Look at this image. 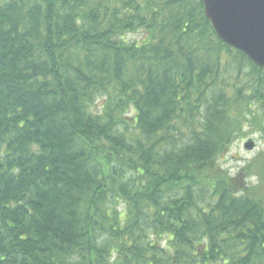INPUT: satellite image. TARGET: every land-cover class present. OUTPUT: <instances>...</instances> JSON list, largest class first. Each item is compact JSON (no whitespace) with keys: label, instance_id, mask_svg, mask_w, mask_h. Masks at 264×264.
<instances>
[{"label":"trees","instance_id":"trees-1","mask_svg":"<svg viewBox=\"0 0 264 264\" xmlns=\"http://www.w3.org/2000/svg\"><path fill=\"white\" fill-rule=\"evenodd\" d=\"M247 125L264 69L203 0H0V264H264Z\"/></svg>","mask_w":264,"mask_h":264},{"label":"water","instance_id":"water-1","mask_svg":"<svg viewBox=\"0 0 264 264\" xmlns=\"http://www.w3.org/2000/svg\"><path fill=\"white\" fill-rule=\"evenodd\" d=\"M203 10L224 45L264 69V0H203ZM244 148L252 150L253 144Z\"/></svg>","mask_w":264,"mask_h":264},{"label":"rangeland","instance_id":"rangeland-1","mask_svg":"<svg viewBox=\"0 0 264 264\" xmlns=\"http://www.w3.org/2000/svg\"><path fill=\"white\" fill-rule=\"evenodd\" d=\"M143 34H134V35H128V40H135L138 43L143 39ZM245 132L248 133V136L245 137L243 140L239 141L236 140L227 157L226 160L223 163V168L227 170L230 174H236L241 168H244L247 164H250L254 159L258 158V156H264V138L260 139V137L257 135L254 129L251 126H246ZM250 132H252L250 134ZM252 142L253 149L252 150H246L244 148L246 143ZM258 165L254 167L255 171H261L264 170V164L261 163V159L258 160ZM264 175V174H263ZM247 182L250 185H257L259 184V175L257 173H252L250 175V178L247 179Z\"/></svg>","mask_w":264,"mask_h":264}]
</instances>
